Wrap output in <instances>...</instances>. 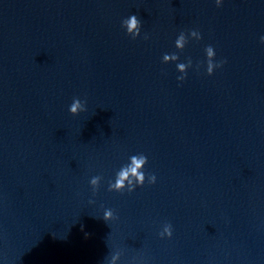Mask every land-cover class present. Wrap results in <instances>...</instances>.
I'll list each match as a JSON object with an SVG mask.
<instances>
[{"label": "water", "instance_id": "obj_1", "mask_svg": "<svg viewBox=\"0 0 264 264\" xmlns=\"http://www.w3.org/2000/svg\"><path fill=\"white\" fill-rule=\"evenodd\" d=\"M259 1L0 0V264L87 204L93 176L98 193L143 149L207 75L205 47L217 61ZM133 14L135 40L122 27ZM190 30L202 39L176 49ZM73 98L86 111L71 115Z\"/></svg>", "mask_w": 264, "mask_h": 264}, {"label": "clouds", "instance_id": "obj_2", "mask_svg": "<svg viewBox=\"0 0 264 264\" xmlns=\"http://www.w3.org/2000/svg\"><path fill=\"white\" fill-rule=\"evenodd\" d=\"M223 3V0H215V4L217 7H220ZM122 27L126 28L127 35L131 36L133 40L141 34V20L137 18V15L133 14L129 18L122 21ZM147 39V35L144 37ZM189 38H194L199 41L202 39L201 33L197 30H190L187 35L182 31L177 39L175 40L176 49L183 51L186 44L188 43ZM261 44H264V36L260 38ZM206 53V73L208 76L213 75L214 70L218 68H222L226 60L215 61L216 52L213 46L208 45L205 47ZM179 60V56L176 53L172 54H164L162 58L163 63L176 62ZM192 59L188 58L186 62L177 63L176 67L181 75L177 76L176 79L179 82L178 86H182V83L187 78V70L192 67ZM199 68V64L197 65V69ZM86 103L87 101H82L79 98H73V102L69 106V113L73 116L78 115L80 112L86 111ZM130 163L121 167V169L116 173L115 182L109 181L108 190L115 192H124L127 190L129 193L135 191L137 187H142L146 181V175L143 171L145 165L148 163V158L144 154L133 155L130 158ZM102 177L97 175L93 176L89 183L92 188L93 196L96 195ZM157 181V177L155 174H149L147 176L148 184H155ZM89 203H94L93 200H90ZM114 211L112 209H106L104 211L103 220L111 221L115 219ZM173 235L172 225L170 223H166L163 226L162 231L159 232V236L161 239L171 238ZM117 257L113 256V261H115Z\"/></svg>", "mask_w": 264, "mask_h": 264}]
</instances>
